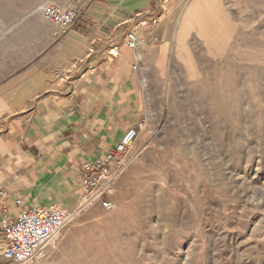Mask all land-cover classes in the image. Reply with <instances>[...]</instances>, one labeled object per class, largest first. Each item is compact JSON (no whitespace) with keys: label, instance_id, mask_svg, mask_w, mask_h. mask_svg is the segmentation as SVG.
<instances>
[{"label":"rangeland","instance_id":"obj_1","mask_svg":"<svg viewBox=\"0 0 264 264\" xmlns=\"http://www.w3.org/2000/svg\"><path fill=\"white\" fill-rule=\"evenodd\" d=\"M87 1L0 0V86L16 101L60 56L63 28L39 5ZM191 1L173 46L144 68L145 116L107 192L114 208L93 204L21 264H264V0H213L209 40L197 22L181 28Z\"/></svg>","mask_w":264,"mask_h":264},{"label":"crops","instance_id":"obj_2","mask_svg":"<svg viewBox=\"0 0 264 264\" xmlns=\"http://www.w3.org/2000/svg\"><path fill=\"white\" fill-rule=\"evenodd\" d=\"M182 1L88 0L58 30L60 56L45 61L34 90L16 101L15 86H0V221L35 205L76 207L82 162L145 116L144 68L173 46ZM130 31L136 48L125 46Z\"/></svg>","mask_w":264,"mask_h":264},{"label":"built area","instance_id":"obj_3","mask_svg":"<svg viewBox=\"0 0 264 264\" xmlns=\"http://www.w3.org/2000/svg\"><path fill=\"white\" fill-rule=\"evenodd\" d=\"M41 16L58 27L66 28L78 18L80 9L62 8L51 3L38 7ZM138 39L133 32L125 37V46L136 48ZM142 126L141 122L128 127L110 151L86 160L80 165V196L75 208L64 209L57 205L22 208L13 220L0 221V255L9 264H21L42 258L48 246L53 245L58 233L90 206L100 202L103 208L112 210L113 203L106 198L117 176L127 166L126 153L132 147Z\"/></svg>","mask_w":264,"mask_h":264},{"label":"bare ground","instance_id":"obj_4","mask_svg":"<svg viewBox=\"0 0 264 264\" xmlns=\"http://www.w3.org/2000/svg\"><path fill=\"white\" fill-rule=\"evenodd\" d=\"M214 13L215 5L213 0H192L180 19L181 28H184L186 24L197 22L201 25L199 28V30L202 29V33L200 32L201 37L209 40L213 29L219 27V25L210 21L213 19ZM209 17L211 18L210 20H208Z\"/></svg>","mask_w":264,"mask_h":264}]
</instances>
